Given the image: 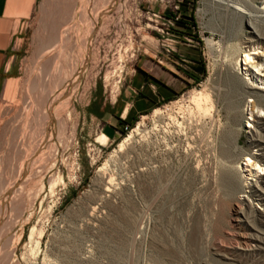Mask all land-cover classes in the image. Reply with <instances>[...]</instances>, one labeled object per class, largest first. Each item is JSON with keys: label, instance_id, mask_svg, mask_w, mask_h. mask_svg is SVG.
Wrapping results in <instances>:
<instances>
[{"label": "rangeland", "instance_id": "obj_1", "mask_svg": "<svg viewBox=\"0 0 264 264\" xmlns=\"http://www.w3.org/2000/svg\"><path fill=\"white\" fill-rule=\"evenodd\" d=\"M95 1L40 0L9 49L13 79L0 92V202L11 193L0 214L10 227L0 236V264H264L262 254L239 253L242 230L215 184V160L203 138L197 135L187 149L185 141L161 142L155 134L156 110L166 117L169 107L190 104L193 91L215 95L222 88L227 67L207 44L221 38L210 29L212 0ZM92 11L97 19L88 35ZM185 50L196 55L199 74L189 82L169 77L174 85L169 98L98 142L103 133L94 127L88 101L95 97L96 112L106 108L128 75L149 59L160 58L159 65L169 67L173 58L185 69L177 59ZM75 75L74 92L52 121L49 103ZM245 101L250 104V98ZM247 104L239 107L238 136L217 99L214 121L204 128L236 136L243 166L245 153L259 154L243 132L256 129ZM257 113L264 117V111ZM51 131L55 135L37 156L33 150ZM27 160L39 174L15 195L19 167ZM259 164L254 177V165L238 172L248 181L262 177ZM10 196H16L20 213L9 206Z\"/></svg>", "mask_w": 264, "mask_h": 264}, {"label": "bare ground", "instance_id": "obj_2", "mask_svg": "<svg viewBox=\"0 0 264 264\" xmlns=\"http://www.w3.org/2000/svg\"><path fill=\"white\" fill-rule=\"evenodd\" d=\"M95 2H97V0ZM115 2L116 0L112 2V5H114ZM211 3L214 9L210 29L211 31L219 33L221 38L217 39L213 37L207 39L209 40L207 44L212 52L223 59V63H225L227 67L226 77L220 85L222 88L215 95L210 91H193L191 95L189 94L188 101L190 104H186V107L182 104L179 106L177 104L178 107H175V105L169 107L166 117L160 112L161 110H156L155 115L157 124H154L156 125L154 127L156 130L155 134L160 135L161 142L176 141L178 145H180L179 143L185 141V148L187 149L190 148V142H193V140L195 141L197 135L203 138V141H205V143H202L203 146L204 144L206 145V148L211 151L213 155V160H215V184H217L218 191L223 199L227 201L229 212L236 222L234 226H238L242 230L240 238L237 240V245L240 250L239 253H259L264 256V176L260 177L261 174H259L257 178H253L255 173L258 174V171L262 169L259 162H262V165H264V117H261L257 113L258 111H264V0H212ZM109 8H112V6ZM83 12L84 11H80L79 14L82 15ZM106 12V10L101 11L99 16L106 14ZM87 17L86 19L88 21L85 20L83 16V19H79L89 22L91 28H89L88 35H90L92 29H94L93 24L97 19V11H92L90 16L87 14ZM53 30L54 33H56L57 27H53ZM64 35L65 34H63V36ZM84 43L83 46L85 47V51H87L90 42L85 40ZM76 79L77 76L75 75L69 84V88L64 89L66 94L63 93V90L53 102L50 101L49 116L52 121L56 118L57 110L67 103L71 94L74 92ZM215 98L223 102L224 108L229 115L230 123L234 127L238 126L235 127L237 128L235 129L237 136L242 132L239 123V117L241 116L239 107H241L242 104H247L245 99L250 98V104L247 105L250 107V115L253 117L252 121L255 123V127L253 128L256 129L243 130V132L247 134L248 146L257 148L259 154L256 156L251 154L249 156V153H245L247 158L244 166L238 161L239 156L243 153L238 148V139L236 136L232 138L231 134L227 133L228 131L214 135L210 133L212 131L207 132L204 130L205 124L207 123L206 121H214L215 116L212 113L216 104ZM175 108L177 109L176 111H174ZM254 109L257 110V112H255ZM245 128H252V124L245 126ZM137 131V134H140V126ZM47 135L48 139L45 137L41 142L38 141L39 144L37 143V147V144L35 145L36 150L34 149L33 152H35L37 156L42 152V147L47 145L50 137L55 135V132L51 131L50 135L49 133H47ZM105 137L104 134L99 135L97 138L98 142L102 144ZM144 139L146 138L144 137ZM129 141V138L124 139L120 143L118 150L115 151V154L123 151L125 142L128 143ZM206 148L204 149L203 147L204 150H206ZM44 152L46 151L44 150ZM51 152L54 153V150L52 149ZM188 152L187 150L186 153ZM251 157L253 158L252 161L250 160ZM31 164L32 163H29L27 160L19 167V176L21 179L17 186V193L14 191L15 195H18V192L20 194L23 190L22 185L24 183V185H26V182L36 176V172L39 171L34 168L37 165L31 167ZM251 165L257 166L258 168L255 172H251L253 177L248 181V177L243 178L242 175L239 174L238 168L243 170V167H245L243 170V172H245L247 166ZM60 179L59 176L54 177L51 180V186L53 187ZM109 189L106 188L105 190L109 191ZM10 193L11 190L8 191L7 197L0 202V212L3 209V205H6V200ZM16 200V196H12L9 201V206L13 208L12 210H14V212L20 213L21 205L18 200L17 202ZM254 201L260 204L257 210L254 209ZM2 213L0 214V236L8 232L10 227L9 218L4 219ZM11 223L13 225V220Z\"/></svg>", "mask_w": 264, "mask_h": 264}, {"label": "crops", "instance_id": "obj_3", "mask_svg": "<svg viewBox=\"0 0 264 264\" xmlns=\"http://www.w3.org/2000/svg\"><path fill=\"white\" fill-rule=\"evenodd\" d=\"M40 0H0V92L10 79H13V67L9 49L15 35L29 22V18ZM57 33H55L56 35ZM181 69L175 59L166 62L169 67L159 65L157 61L148 60L146 66H138L140 70L132 71L108 101L107 107L96 112L95 97L88 102L93 105L91 116L94 127L102 131L108 138L119 125L134 121L143 113L149 111L159 100L169 98L174 93V85L169 77L180 78L189 82L199 74L197 57L191 51L185 50L182 57ZM68 102V101H67ZM101 106H104L102 103Z\"/></svg>", "mask_w": 264, "mask_h": 264}, {"label": "built area", "instance_id": "obj_4", "mask_svg": "<svg viewBox=\"0 0 264 264\" xmlns=\"http://www.w3.org/2000/svg\"><path fill=\"white\" fill-rule=\"evenodd\" d=\"M142 115H139V117H141ZM122 129L125 130L127 128V123H123L122 125Z\"/></svg>", "mask_w": 264, "mask_h": 264}]
</instances>
